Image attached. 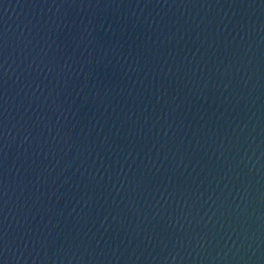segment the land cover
Wrapping results in <instances>:
<instances>
[{"label": "water", "instance_id": "obj_1", "mask_svg": "<svg viewBox=\"0 0 264 264\" xmlns=\"http://www.w3.org/2000/svg\"><path fill=\"white\" fill-rule=\"evenodd\" d=\"M0 264H264V0H0Z\"/></svg>", "mask_w": 264, "mask_h": 264}]
</instances>
